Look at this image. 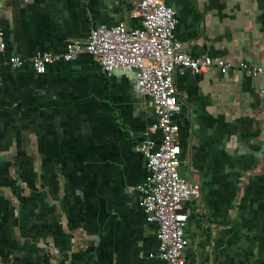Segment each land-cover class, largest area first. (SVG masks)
I'll list each match as a JSON object with an SVG mask.
<instances>
[{
    "label": "crops",
    "instance_id": "0c3cea01",
    "mask_svg": "<svg viewBox=\"0 0 264 264\" xmlns=\"http://www.w3.org/2000/svg\"><path fill=\"white\" fill-rule=\"evenodd\" d=\"M176 12L175 37L193 56L227 58L175 76L181 106L179 171L198 182L184 202L186 264H264V0H160ZM136 0H0L11 55L59 53L92 28L125 23ZM134 72H103L80 53L35 74L0 70V264H165L157 226L136 186L146 176L138 145L154 122Z\"/></svg>",
    "mask_w": 264,
    "mask_h": 264
},
{
    "label": "built area",
    "instance_id": "2783aa9c",
    "mask_svg": "<svg viewBox=\"0 0 264 264\" xmlns=\"http://www.w3.org/2000/svg\"><path fill=\"white\" fill-rule=\"evenodd\" d=\"M139 20L138 26L125 23L99 25L91 29L84 43L68 42L62 52L35 54L28 59L11 55L3 65L20 68L27 62L35 74H44L49 64L70 62L80 53L96 59L99 68L110 73L122 68L135 73L139 92L148 96L153 105L154 122L150 132L157 137H147L138 150L145 160L146 176L136 189L141 196V206L148 222L156 224V252L165 264H186L183 250L187 244L184 228L188 213L184 202L200 197L198 182H188L179 171L181 146L179 124L173 116L181 109L175 76L187 71L201 73L210 67L226 74L235 65L227 58L193 56L175 37L177 24L175 10L160 0H136L130 12ZM5 48L0 32V52ZM236 68L249 76H258L264 68L258 64L240 61ZM52 264H63L56 248H50Z\"/></svg>",
    "mask_w": 264,
    "mask_h": 264
},
{
    "label": "water",
    "instance_id": "95a60500",
    "mask_svg": "<svg viewBox=\"0 0 264 264\" xmlns=\"http://www.w3.org/2000/svg\"><path fill=\"white\" fill-rule=\"evenodd\" d=\"M135 74V73H134Z\"/></svg>",
    "mask_w": 264,
    "mask_h": 264
}]
</instances>
